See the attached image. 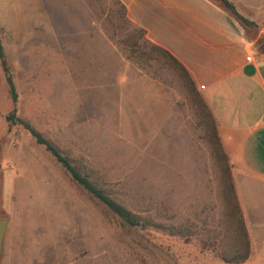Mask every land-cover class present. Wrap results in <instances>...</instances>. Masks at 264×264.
Instances as JSON below:
<instances>
[{
  "label": "rangeland",
  "instance_id": "1",
  "mask_svg": "<svg viewBox=\"0 0 264 264\" xmlns=\"http://www.w3.org/2000/svg\"><path fill=\"white\" fill-rule=\"evenodd\" d=\"M239 1L264 9V0ZM121 4L0 0V40L19 115L146 220L126 225L22 126L10 128L2 88L0 218L9 226L0 264H243L222 259L242 251L205 111ZM242 7L259 51L264 10Z\"/></svg>",
  "mask_w": 264,
  "mask_h": 264
},
{
  "label": "crops",
  "instance_id": "2",
  "mask_svg": "<svg viewBox=\"0 0 264 264\" xmlns=\"http://www.w3.org/2000/svg\"><path fill=\"white\" fill-rule=\"evenodd\" d=\"M118 1L126 7L128 18L145 30L149 42L185 68L214 117L251 241V255L243 264L262 261L264 53L226 11L209 0ZM229 1L239 14L255 22L241 13L239 0ZM4 78L0 61V110L5 104L2 88H8ZM2 119L0 115V138L6 132Z\"/></svg>",
  "mask_w": 264,
  "mask_h": 264
},
{
  "label": "trees",
  "instance_id": "3",
  "mask_svg": "<svg viewBox=\"0 0 264 264\" xmlns=\"http://www.w3.org/2000/svg\"><path fill=\"white\" fill-rule=\"evenodd\" d=\"M209 1L215 4L216 6L220 7L224 11H226L229 14V16L233 18L235 22H237L244 30L253 32V35H251L250 38L247 35H245V37L250 40H255V37L257 36V31L255 30L256 23L239 14L236 11L231 1L229 0H209ZM121 5L124 12V16L128 18L126 7L123 4ZM140 31L146 36L145 30L141 28ZM0 32H1V28H0ZM147 41L149 42V40ZM149 45L150 48H152V50L158 51L161 55H163V57H165L175 65V67L180 71L188 91L193 96L196 97L200 106L205 111V115L211 126L210 128L211 141L215 148L216 154L218 155L224 167L223 173L225 177V187L228 193L229 204L237 220V231L240 242L239 247L240 250L242 251V254L240 255H234L233 257L230 258L228 256H222V259L227 263H244L249 256V248H250L249 237L238 204L234 184L232 181L229 160L223 150L220 138L217 135L216 121L212 116L211 112L209 111L208 107L203 102L200 94L196 90L194 83L191 80L185 68L164 49L150 42ZM259 51L264 53V48L262 47V45L259 47ZM0 61L5 75L6 83L8 85L9 94L12 103L14 105L13 110L5 115V121L8 123L9 127L11 128L13 126H22L23 129L26 130L35 139L36 143L44 147L45 150L56 160V162L70 175L71 179L79 187L85 190L93 199H95L101 205L107 208L112 214L117 216L126 225L130 227L140 226L142 222L146 220L145 218H141L140 216L136 215L125 205L117 201L109 193L108 190L100 186L98 182L92 178V175L89 172H85L84 168H82V166L79 163L75 162V160L70 156H68L66 153H64L60 147H58L54 142H52L50 139L45 137L43 133H41L30 122L24 120L19 115L18 112L19 93L17 91V87L14 81L13 72L11 71L8 61L6 59L5 49L1 40H0Z\"/></svg>",
  "mask_w": 264,
  "mask_h": 264
},
{
  "label": "water",
  "instance_id": "4",
  "mask_svg": "<svg viewBox=\"0 0 264 264\" xmlns=\"http://www.w3.org/2000/svg\"><path fill=\"white\" fill-rule=\"evenodd\" d=\"M262 47L264 48V42L262 44ZM8 226H9V220L7 218H0V258L3 255L4 242H5Z\"/></svg>",
  "mask_w": 264,
  "mask_h": 264
}]
</instances>
